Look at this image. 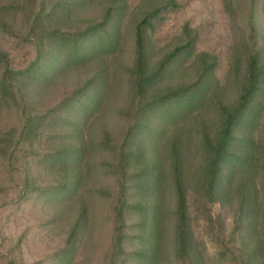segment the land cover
Returning a JSON list of instances; mask_svg holds the SVG:
<instances>
[{"label": "trees", "instance_id": "1", "mask_svg": "<svg viewBox=\"0 0 264 264\" xmlns=\"http://www.w3.org/2000/svg\"><path fill=\"white\" fill-rule=\"evenodd\" d=\"M0 32L13 45L0 47L6 264L50 240L28 264L95 248L91 193L108 226L101 264H160L165 217L178 264H208L199 231L219 260L264 264V0H4Z\"/></svg>", "mask_w": 264, "mask_h": 264}, {"label": "rangeland", "instance_id": "2", "mask_svg": "<svg viewBox=\"0 0 264 264\" xmlns=\"http://www.w3.org/2000/svg\"><path fill=\"white\" fill-rule=\"evenodd\" d=\"M0 2H4V0H0ZM96 12V9L91 10L90 13ZM207 18H213L211 15H208L206 18L199 19L204 20ZM7 21H10V18L6 17ZM17 22V21H16ZM1 33V32H0ZM2 34H0V47L6 46V47H12L13 45L11 42L6 40ZM25 57V56H24ZM84 75H86V71H76L69 73L68 75L58 79L57 82L52 84L48 90L42 95L43 98V104L47 106H53L55 105L64 94L71 91L80 81L83 80ZM46 97V98H45ZM13 115L11 113H2V116H0V128L6 127L10 124H12L13 121ZM1 171V169H0ZM4 180V175L2 172H0V185L2 184ZM40 180L43 182L46 180L45 177H41ZM92 185H96V187H111L112 181L107 178H94L92 181ZM90 180L89 184L90 185ZM89 201H90V209L94 211V213H97L98 216L94 217V213L90 214L91 220V228H93L94 232L90 238V243L95 245V248L89 250V245H84L80 251H78L77 256L73 259L71 264H101V255L104 252V249H106V246L108 244V233H105L106 230H108V226L103 221V216L100 215L101 210L103 209V203L101 201V198L96 195V193H91L89 195ZM165 203L166 208L168 210L172 209L173 204V195H172V189L170 187V184L166 185L165 189ZM263 216H261V229L259 233V237L262 239V245H263V253H264V208H263ZM98 219V221H97ZM173 221L170 217H168L164 220V226H163V238H162V260L160 264H178V261L173 257L172 254V244H171V228H172ZM199 235L202 240H200L199 243V254L202 257L203 261L208 264H229V262H224L218 259L216 254V247L215 245L207 238H205V234L202 231H199ZM57 236V235H56ZM136 240V239H135ZM138 240V239H137ZM48 244H43L42 246L36 248L32 245H29L28 251H26V254L24 253V261L22 264H28L31 261L33 262L35 259H39V257H42L43 253H49V250H53L55 248V245L59 242L57 241H47ZM257 244V241L255 239H249L248 246H254ZM46 246V247H45ZM4 248L1 243L0 238V264H6V259L4 257ZM52 264V263H49ZM56 264V263H55Z\"/></svg>", "mask_w": 264, "mask_h": 264}]
</instances>
